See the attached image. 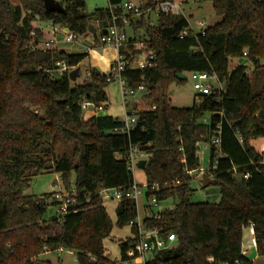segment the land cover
I'll return each mask as SVG.
<instances>
[{"label": "trees", "instance_id": "obj_1", "mask_svg": "<svg viewBox=\"0 0 264 264\" xmlns=\"http://www.w3.org/2000/svg\"><path fill=\"white\" fill-rule=\"evenodd\" d=\"M18 1L0 0V264H48L39 257L60 248L74 251L78 264H116L104 241L114 226L123 229L135 221L136 204L124 197L114 223L99 191L128 189L134 183L127 158L132 146L149 154L143 169L149 196L174 202L160 211L161 219L145 218L149 226L164 224L177 236L169 247L151 253L146 264H247L242 243L250 225L264 255V154L252 145L264 139V0H208L221 20L208 26L204 36L183 14H159L154 25L146 15L134 18L132 29L145 33L130 43L145 41L157 61L152 68L127 69L123 78L128 88L144 83L151 92L144 99L156 109L133 106L137 122L129 134L120 132V117L84 118V101L104 109L109 105L105 74L90 67L81 84L70 79L88 53L31 49L46 37L34 26L37 20L78 36L92 33L94 25L99 46L98 32L113 24L109 6L88 13L84 2L80 7L61 0L66 13H58L48 12L44 0ZM123 1L109 0V5ZM143 1L142 9H148L156 0ZM118 24L126 30L122 21ZM183 31L188 35L181 38ZM231 59L246 64L229 70ZM58 62L71 68L59 72ZM192 72L216 74L224 90L200 95L192 107L173 106L171 86L187 81L176 74ZM83 129L88 133L82 134ZM202 142L210 144L205 174L220 186L215 203L191 201ZM63 143L74 145L72 158L57 155ZM48 170L61 174L65 189L75 188L79 200L89 198L63 223L49 221L46 200L53 194L38 198L26 192L32 177ZM134 242L129 237L121 245L123 259Z\"/></svg>", "mask_w": 264, "mask_h": 264}, {"label": "built area", "instance_id": "obj_2", "mask_svg": "<svg viewBox=\"0 0 264 264\" xmlns=\"http://www.w3.org/2000/svg\"><path fill=\"white\" fill-rule=\"evenodd\" d=\"M185 0H167L160 1L156 0L155 5L148 9H142V6L136 5L132 0H125L122 4L119 5H109V8L112 13L113 24L110 28L106 29V33H103L101 30L98 32L99 35V46L108 47L112 46L118 51L117 59L111 65L110 70L106 73L107 82H118L123 96L124 105L127 107L128 101L133 99L134 102L142 101L147 97L151 92L144 83H140L136 88H128L126 85V80L123 78V73L127 69H146L152 68L156 65L157 56L153 49L149 48L148 44L145 41H136L130 43V39L126 30L119 27V22L122 21L123 25H128L133 22L134 18L139 19L141 15L148 14V12L156 11L159 14H182L183 7L182 2ZM189 2H199L203 3L208 0H188ZM186 4V3H185ZM119 9L123 10L122 14H119ZM50 23V33L49 37L39 43H33L31 49H41L48 50L58 48V43L60 39L58 35H63V42H76L78 35L71 31H66L64 28ZM190 23V22H189ZM201 34L204 36L206 34L207 25L205 22H200ZM190 27L193 26L190 23ZM194 29V28H193ZM188 35V31H183L180 34L181 38H184ZM130 46L138 47V52ZM124 49V52L121 50ZM247 55V52L244 53ZM58 71L64 72L68 71L71 67L68 66L65 62H58ZM188 77H191L194 81V89L200 95H210L214 91L221 92L224 90V83H222L216 74H209L208 72H192L187 74ZM140 96V97H139ZM83 110L86 112L89 109H92L94 112L102 111L104 108L102 106H96L95 104L84 101L82 105ZM150 109H156L155 105H152ZM123 125L120 129L121 133H130L134 128L137 122V117L135 111L132 109L127 112L124 118H121ZM218 141V140H217ZM129 160V169L133 172L135 167H139L138 163L140 160L146 159L148 161L149 154L140 150L136 146L130 148L129 154L127 156ZM207 169L202 167L199 168L200 172H205ZM248 177V175H246ZM57 190L54 192V201L56 202V214L55 218L59 220L60 223H63V219L66 215L71 212L80 210L83 205L89 202V198L84 201L79 200L76 194L75 188L71 191H67L65 187L58 184L55 185ZM147 187V184L139 185L134 179V183L127 189L124 187H113V188H103L99 191V195L103 200V204L107 201L119 203L124 197L131 198L135 201L137 209V218L135 221L130 223L131 228V238L135 241L132 243L131 247L126 251V259L116 261V264H133L132 260L139 259L141 264H146V255L148 253H153L155 251L163 250L170 245H172L177 236L174 232H167L166 228L163 225L160 227H151L145 223V218L147 216H141V210L145 212L151 209L154 206H157L160 202L157 200L156 196L150 197L148 194L147 204L143 202V189ZM148 189V188H147ZM159 190V188H157ZM149 192V191H148ZM149 216L155 219H161V213H152L148 214ZM134 229V231H133ZM69 252L70 254L74 253L71 250H64L62 248L58 249L57 253Z\"/></svg>", "mask_w": 264, "mask_h": 264}, {"label": "rangeland", "instance_id": "obj_3", "mask_svg": "<svg viewBox=\"0 0 264 264\" xmlns=\"http://www.w3.org/2000/svg\"><path fill=\"white\" fill-rule=\"evenodd\" d=\"M14 4H17L18 0H12ZM61 1V0H58ZM77 1V0H74ZM125 1V0H124ZM136 5H143V0H132ZM181 1V0H179ZM85 3L86 11L88 13H93L96 9L106 8L109 6V0H82ZM186 3V4H185ZM183 11L182 14L189 20L193 28L197 31L201 29L200 22H205L207 26H212L218 21L221 20V17L217 16L214 11L212 1H206L203 3L199 2H189L185 0L182 2ZM146 15L147 21L154 25L158 20V13L156 11L148 12ZM34 26L43 29L45 32L51 35L50 33V23L46 21L37 20L34 22ZM126 31L129 37H141L144 35V29H139L135 31L132 29L130 24L126 26ZM46 34V33H45ZM98 35V34H97ZM47 36V35H46ZM58 38L60 39L58 43L59 49H64L68 53H88V57L85 58L80 64V74L78 79L74 82L76 84H81L87 77V70L92 67L99 70L102 74H106L109 72L108 69H105L106 61L102 57L105 55V49L103 47H95L94 39L95 35L92 33H86L85 35L78 36L76 42L64 43L63 35L59 34ZM95 48V49H93ZM93 49V50H91ZM239 64H246V61L243 59H231L229 63V70H233L235 66ZM248 65V73L250 76H253V65L250 62H247ZM107 70V71H106ZM106 72V73H104ZM194 81L191 77H188L187 81L183 85L173 84L170 89L169 97L171 99L172 105L175 107H192L195 102L199 103L200 94L194 89ZM109 95V107L113 110L114 113L118 114L120 118H124L128 111L133 109L135 106L137 109H150L152 104L143 99L139 102H134L133 99L128 101L130 107H126L123 104L121 99V92L119 88L118 82H111L106 88ZM140 97V96H139ZM124 105V106H123ZM87 115L84 111V118ZM210 118V114L206 115V119ZM256 140V139H254ZM264 143V139H257ZM255 141L254 145L259 148V142ZM73 144H61L56 148V153L58 156L66 155L68 157H73ZM200 158V167L204 169H208L210 167V144L208 142L200 143V150L198 153ZM77 161V159H75ZM205 172H200L199 176H195V180L192 182V187L194 189L191 195V201L193 202H219L221 198L220 186L218 184H210L208 186H204L203 183V175ZM134 179L137 184L144 185L146 178L144 174V170L135 167L134 170ZM74 176L72 178V182L74 183ZM60 184L64 187L62 182L61 174L56 173L54 171L48 170L39 175H34L32 177V184L29 189H27V194L34 195L38 198L43 197L44 195L53 194L52 198L46 200V203L49 204L48 216H52L56 214V207L51 206V203L54 201V192L57 190L55 185ZM173 200L169 199L163 202H160L157 206L152 207L146 212L142 209L141 216H149L148 214L157 213L163 211L164 209L173 207ZM118 203L107 201L105 203V207L108 210V213L114 223H116ZM131 237V228L130 226H126L121 229L117 226H114L112 234L109 238L104 241L105 248L107 249L108 257L113 261L123 260V256L121 253V245ZM46 254V253H45ZM151 253L146 255V259H149ZM40 260L48 264H78L77 259L74 253L70 254L65 251L63 253L50 252L46 255H41L39 257ZM133 264H141V260L134 259L132 260Z\"/></svg>", "mask_w": 264, "mask_h": 264}, {"label": "crops", "instance_id": "obj_4", "mask_svg": "<svg viewBox=\"0 0 264 264\" xmlns=\"http://www.w3.org/2000/svg\"><path fill=\"white\" fill-rule=\"evenodd\" d=\"M45 33L47 35L46 38L50 36L48 34L49 31H48V33L47 32H45ZM129 38H132V37H129ZM93 43L95 44V39H94ZM95 47H100V46H95ZM93 49H95V48H93ZM93 49H91V50H93ZM103 49H105V55L102 56L104 58V61H106L105 69L109 70L111 65L117 59L118 51L116 50V48H114L112 46L103 47ZM132 49L135 52V51L138 50V47L133 46ZM104 73H106V72H104ZM119 88H120V85H119ZM120 92H121V89H120ZM121 99L123 101L122 92H121ZM109 104H110V102H109ZM123 104H124V102H123ZM125 108H126V106H125ZM85 114L87 115V117H86L87 119L91 118L94 115L119 117L118 114L113 112V110L109 107V105L107 106V108H105V109H103L102 111H99V112H94L92 109H89L88 111L85 112ZM255 141H257V139L256 140H252V145L256 148V150H258L259 152L264 154V143H262L260 141H257V142H259V148H258V147H256L254 145ZM145 183H146V181H145ZM242 251H243V255L245 256V258L248 261L247 264H264V255L260 254L259 251H258L257 242H256V239H255V234H254V228H253L252 225H250V226H248V227H246L244 229ZM49 253L50 252H47L46 254H49ZM46 254H44V255H46Z\"/></svg>", "mask_w": 264, "mask_h": 264}, {"label": "water", "instance_id": "obj_5", "mask_svg": "<svg viewBox=\"0 0 264 264\" xmlns=\"http://www.w3.org/2000/svg\"><path fill=\"white\" fill-rule=\"evenodd\" d=\"M76 2H77V4L80 7L83 6L82 0H77ZM44 5H45V9L48 12L66 13L65 7L58 0H44ZM65 30L66 31H69L68 28H66ZM90 31L93 34H95V33H97V28L94 27V25H91L90 26ZM103 33H106V30ZM79 74H80V68L79 67L74 68L70 72V79H71V81L75 82L78 79ZM176 76L180 80H187L188 79L187 73H177ZM81 133L82 134H87L88 133V130L87 129H83L81 131ZM146 164H147V160L146 159L140 160L139 163H138L139 168H141V169H144L145 166H146ZM214 182H215V180L212 179L207 174H204L203 175V183H204V186H208L210 184H213ZM147 200H148V189H147V187H144V189H143V202H144V204H147ZM54 218H55V215L50 216L49 217V221H53Z\"/></svg>", "mask_w": 264, "mask_h": 264}]
</instances>
